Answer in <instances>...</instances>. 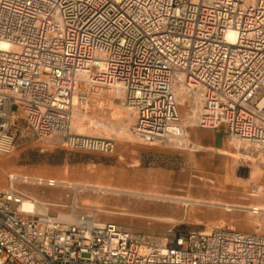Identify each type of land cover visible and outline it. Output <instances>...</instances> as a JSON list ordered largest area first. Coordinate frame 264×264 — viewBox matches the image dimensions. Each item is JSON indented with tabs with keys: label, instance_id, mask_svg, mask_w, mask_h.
Segmentation results:
<instances>
[{
	"label": "built area",
	"instance_id": "obj_1",
	"mask_svg": "<svg viewBox=\"0 0 264 264\" xmlns=\"http://www.w3.org/2000/svg\"><path fill=\"white\" fill-rule=\"evenodd\" d=\"M116 84L144 142L187 137L184 85L194 125L264 152V0H0V155L20 137L111 153L112 138L71 122L92 87ZM13 175L0 190V264H264L260 233L173 226L161 236L21 211Z\"/></svg>",
	"mask_w": 264,
	"mask_h": 264
},
{
	"label": "rangeland",
	"instance_id": "obj_2",
	"mask_svg": "<svg viewBox=\"0 0 264 264\" xmlns=\"http://www.w3.org/2000/svg\"><path fill=\"white\" fill-rule=\"evenodd\" d=\"M91 90L89 110L74 107L71 129L112 138L114 150H73L54 139L20 137L12 152L0 155V190L9 187L11 173L54 179L58 184L18 179L13 186L22 200L35 202L33 213L57 219L73 213L161 236L173 226L180 231L225 227L264 234V212L248 208L264 207V152L236 147L219 129L229 153L207 158L192 140L193 131L205 128L194 125L188 110L192 100L182 86L177 92L187 137L151 143L134 134L133 113L116 98L118 89Z\"/></svg>",
	"mask_w": 264,
	"mask_h": 264
},
{
	"label": "bare ground",
	"instance_id": "obj_3",
	"mask_svg": "<svg viewBox=\"0 0 264 264\" xmlns=\"http://www.w3.org/2000/svg\"><path fill=\"white\" fill-rule=\"evenodd\" d=\"M229 37H231V38L233 37L232 32L229 33ZM180 86H182L184 89H186L184 85H180ZM110 87H114V88L118 89L120 95L122 94V89H121L119 84H116L115 86H110ZM187 93H188V91H187ZM196 98H199V95L196 94ZM124 107H126L132 111V109L130 107H127V106H124ZM196 108L197 107H195L193 109L194 112H195ZM235 145H236V147L237 146L240 147V145L238 143H236ZM14 176H16L17 178H21L23 180H27V179H30L33 181H39V179L43 180V178H41V177H30V176H26V175H13L12 177H14ZM54 181H55V184H58V180H54ZM72 185L75 188H78L80 186L79 184H72ZM232 206L233 205L226 204L227 208H230ZM35 207H36L35 202L31 201V200H21V203L19 205V209L21 211H24V212H33L35 210ZM248 208L251 210V212H254V213L264 212V207L260 206V205H253V206H250ZM58 219H59V221L64 222V223H71V222L78 223L84 219L88 220L89 218H80L77 215L70 213V214H60Z\"/></svg>",
	"mask_w": 264,
	"mask_h": 264
},
{
	"label": "crops",
	"instance_id": "obj_4",
	"mask_svg": "<svg viewBox=\"0 0 264 264\" xmlns=\"http://www.w3.org/2000/svg\"><path fill=\"white\" fill-rule=\"evenodd\" d=\"M219 131V129L205 128L197 129L196 131L192 132V140L198 145L201 150L204 151V155L207 158L215 156L217 152H222L224 154L229 153L227 151L226 143L219 135ZM230 153L234 154L233 152ZM237 158L239 157L237 156Z\"/></svg>",
	"mask_w": 264,
	"mask_h": 264
}]
</instances>
